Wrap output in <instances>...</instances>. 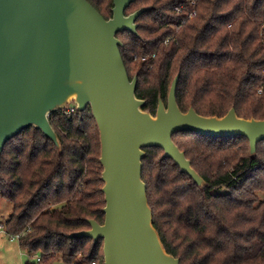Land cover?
<instances>
[{"label": "trees", "instance_id": "obj_1", "mask_svg": "<svg viewBox=\"0 0 264 264\" xmlns=\"http://www.w3.org/2000/svg\"><path fill=\"white\" fill-rule=\"evenodd\" d=\"M88 1L105 18L112 16V0ZM182 4L185 11L178 13ZM143 7L137 34L125 30L117 37L129 77H138L136 96L145 100L144 110L154 115L160 96L167 103L180 74L176 98L183 112L193 107L201 115L223 116L234 106L239 117L264 119V0H134L125 13ZM193 8L196 15L176 28ZM49 119L61 153L33 126L4 146L0 206L7 199L12 210L2 223L9 234L31 230L20 245L41 252L38 263L105 264L103 239L68 236L89 229L88 219L105 218L100 136L91 108L78 111L70 103ZM173 140L205 184L164 158L162 148H145L142 178L166 250L180 264H264V140L255 156L244 136L180 131Z\"/></svg>", "mask_w": 264, "mask_h": 264}, {"label": "water", "instance_id": "obj_2", "mask_svg": "<svg viewBox=\"0 0 264 264\" xmlns=\"http://www.w3.org/2000/svg\"><path fill=\"white\" fill-rule=\"evenodd\" d=\"M134 0H113L105 18L88 0H0V166L6 142L24 129H40L62 151L49 116L73 102L91 108L100 136L103 223L70 238L103 239L105 264H180L153 223L142 178L145 148L160 147L182 172L203 187L205 180L173 140L180 131L210 137L244 136L250 155L264 140V119L243 118L235 107L223 116H205L193 107L183 112L176 98L180 74L167 103L156 113L136 96L137 75L129 77L118 32L137 34L136 19L146 7L126 14Z\"/></svg>", "mask_w": 264, "mask_h": 264}, {"label": "rangeland", "instance_id": "obj_3", "mask_svg": "<svg viewBox=\"0 0 264 264\" xmlns=\"http://www.w3.org/2000/svg\"><path fill=\"white\" fill-rule=\"evenodd\" d=\"M260 197L264 199V192L260 193ZM11 210H12V203L7 199H2L0 206V222H3L8 218ZM41 254H42L41 252L30 253L26 248H23L20 245V241L18 240L12 241L10 240V237L7 232H0V264H26L27 262H33L37 264L38 263L37 259L38 257L42 256ZM38 264H70V263H67L64 260L57 258L48 262L44 261L43 263H38Z\"/></svg>", "mask_w": 264, "mask_h": 264}, {"label": "built area", "instance_id": "obj_4", "mask_svg": "<svg viewBox=\"0 0 264 264\" xmlns=\"http://www.w3.org/2000/svg\"><path fill=\"white\" fill-rule=\"evenodd\" d=\"M191 3H192V5H195V3H194L193 1H192ZM175 10H176L178 13H182V12H184V11H185L184 5L182 4V5H180V6L175 7ZM195 15H196V9H195V8L190 9L189 11H186V12L184 13V17L181 18V20H180L177 24H175V27H176V28H179L180 25L184 24L188 19L193 18ZM169 40H170V38H167V39H165L164 42H165V43H168ZM146 57H147L146 55H143V56H142V60L146 59ZM30 231H31L30 229H26V230H24V231H22V232H20V233H16V234H9V233H8V235H9V237H10V240H12V241H14V240H18V241H20V239H21L23 236H26L28 233H30ZM0 232H6V230H5V226H4V224H3L2 222H0ZM37 260L39 261L40 258L38 257ZM95 263H96V262H92L91 264H95Z\"/></svg>", "mask_w": 264, "mask_h": 264}]
</instances>
